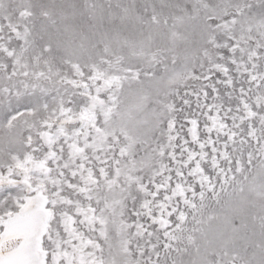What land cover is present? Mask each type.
<instances>
[{"label": "snow or ice", "instance_id": "snow-or-ice-1", "mask_svg": "<svg viewBox=\"0 0 264 264\" xmlns=\"http://www.w3.org/2000/svg\"><path fill=\"white\" fill-rule=\"evenodd\" d=\"M0 264H264V0H0Z\"/></svg>", "mask_w": 264, "mask_h": 264}]
</instances>
